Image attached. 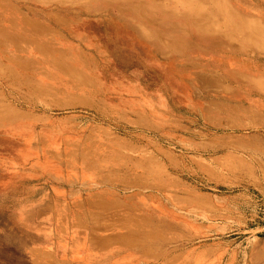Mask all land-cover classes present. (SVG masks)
I'll return each instance as SVG.
<instances>
[{
    "label": "rangeland",
    "instance_id": "374dc122",
    "mask_svg": "<svg viewBox=\"0 0 264 264\" xmlns=\"http://www.w3.org/2000/svg\"><path fill=\"white\" fill-rule=\"evenodd\" d=\"M0 264H264V0H0Z\"/></svg>",
    "mask_w": 264,
    "mask_h": 264
}]
</instances>
